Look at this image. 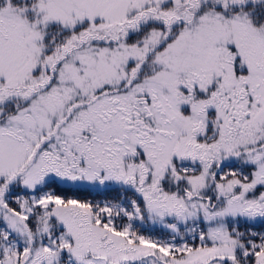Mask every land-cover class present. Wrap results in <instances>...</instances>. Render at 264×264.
<instances>
[{
  "label": "snow or ice",
  "instance_id": "1",
  "mask_svg": "<svg viewBox=\"0 0 264 264\" xmlns=\"http://www.w3.org/2000/svg\"><path fill=\"white\" fill-rule=\"evenodd\" d=\"M0 264H264V0H0Z\"/></svg>",
  "mask_w": 264,
  "mask_h": 264
}]
</instances>
